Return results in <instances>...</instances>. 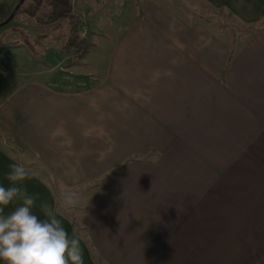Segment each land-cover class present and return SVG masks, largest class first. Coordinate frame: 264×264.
<instances>
[{"label": "crops", "instance_id": "obj_1", "mask_svg": "<svg viewBox=\"0 0 264 264\" xmlns=\"http://www.w3.org/2000/svg\"><path fill=\"white\" fill-rule=\"evenodd\" d=\"M246 1L235 13L260 20L264 0ZM71 3L107 39L95 82L31 68L0 101L23 164L78 194L65 213L31 170L33 213L56 209L84 264H264V31L231 42L165 0ZM13 163L0 146V185Z\"/></svg>", "mask_w": 264, "mask_h": 264}, {"label": "rangeland", "instance_id": "obj_2", "mask_svg": "<svg viewBox=\"0 0 264 264\" xmlns=\"http://www.w3.org/2000/svg\"><path fill=\"white\" fill-rule=\"evenodd\" d=\"M121 1L123 0H108L112 7L110 11L117 10ZM165 1L175 7L188 20L203 21L214 32L224 35L231 42L241 41L256 32L264 31V16L260 20H255L252 18L253 15L235 13L232 0ZM245 2L247 1L245 0ZM33 3L34 0H23L22 2L20 0H0V23L13 14L10 21L0 25V52H3L8 60L6 71L0 70V101L5 97L8 88L19 80V76H24L27 72L26 69L38 70L51 65L54 67L52 73H60L67 84L70 82L69 79L78 78L79 81L75 84L77 88H84L97 79L90 78L92 76L86 72L90 69L94 71L100 68L107 39L100 38L102 35L96 31L85 29L83 24L79 31V37L85 40L86 51L81 57L68 58L63 50L64 45L69 40L68 20L62 19L46 25L38 24L24 11L28 5ZM17 5L19 9L15 10ZM241 6L243 7L244 4ZM246 6L248 8L249 5ZM243 11L247 12L246 9ZM26 17L31 20L29 23L23 21ZM105 23V29H107L110 22ZM108 34L110 35L109 29L106 35ZM85 55L87 59H85ZM13 74L19 77L16 81V77L11 78ZM0 146L17 161L27 164L25 153L13 145L1 131ZM28 167L49 185L55 194V198L61 200L62 191L68 189L62 187L39 163L33 162ZM73 208L69 211L64 207L65 213L74 215L76 212Z\"/></svg>", "mask_w": 264, "mask_h": 264}, {"label": "clouds", "instance_id": "obj_3", "mask_svg": "<svg viewBox=\"0 0 264 264\" xmlns=\"http://www.w3.org/2000/svg\"><path fill=\"white\" fill-rule=\"evenodd\" d=\"M6 178L11 186L0 185V261L5 264H84L80 239L68 231L58 219V211L47 202L40 209L44 219L33 213L36 197L21 185L32 178L25 165L13 163ZM19 201L17 207L5 214V207ZM78 194L65 190L61 205L75 207Z\"/></svg>", "mask_w": 264, "mask_h": 264}, {"label": "trees", "instance_id": "obj_4", "mask_svg": "<svg viewBox=\"0 0 264 264\" xmlns=\"http://www.w3.org/2000/svg\"><path fill=\"white\" fill-rule=\"evenodd\" d=\"M24 11L36 23L41 25L52 24L59 20L67 19L69 40L63 47L65 54L70 58L73 56L81 57L85 53V40L79 37L82 20L73 12L71 0H34V3L28 5ZM40 11L42 13L39 14Z\"/></svg>", "mask_w": 264, "mask_h": 264}, {"label": "built area", "instance_id": "obj_5", "mask_svg": "<svg viewBox=\"0 0 264 264\" xmlns=\"http://www.w3.org/2000/svg\"><path fill=\"white\" fill-rule=\"evenodd\" d=\"M7 58L4 56V53L3 52H0V70L3 72V71H6L7 69Z\"/></svg>", "mask_w": 264, "mask_h": 264}, {"label": "water", "instance_id": "obj_6", "mask_svg": "<svg viewBox=\"0 0 264 264\" xmlns=\"http://www.w3.org/2000/svg\"><path fill=\"white\" fill-rule=\"evenodd\" d=\"M23 0H20V2H22ZM18 8V5L16 6V8H15V10ZM13 16V14L9 17V18H7V20H5L4 22H2V23H0V25H2V24H4V23H7L9 20H10V18Z\"/></svg>", "mask_w": 264, "mask_h": 264}]
</instances>
